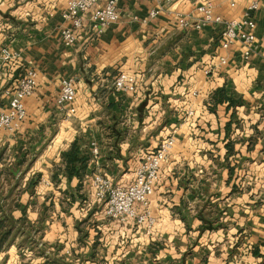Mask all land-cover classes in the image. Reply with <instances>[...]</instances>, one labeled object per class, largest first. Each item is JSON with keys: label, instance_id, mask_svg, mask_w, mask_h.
I'll use <instances>...</instances> for the list:
<instances>
[{"label": "crops", "instance_id": "1", "mask_svg": "<svg viewBox=\"0 0 264 264\" xmlns=\"http://www.w3.org/2000/svg\"><path fill=\"white\" fill-rule=\"evenodd\" d=\"M203 1L177 0L172 10ZM210 1L230 19L252 0ZM256 1V50L245 63L240 47L219 49L214 26L183 31L165 15L142 23L155 0H120L121 21L96 39L84 18L70 48L60 35L69 0H0V62L3 50L15 57L0 74V112L25 68L37 72L20 128L0 130V264H264V0ZM221 56L227 65L206 74ZM119 73L135 77V93L114 91ZM64 79L75 80L68 121L55 104ZM219 89L240 105H215ZM169 136L154 226L109 219L91 178L132 184ZM73 146L83 166L68 163Z\"/></svg>", "mask_w": 264, "mask_h": 264}, {"label": "built area", "instance_id": "2", "mask_svg": "<svg viewBox=\"0 0 264 264\" xmlns=\"http://www.w3.org/2000/svg\"><path fill=\"white\" fill-rule=\"evenodd\" d=\"M157 7L151 9L142 23L153 20L161 15L174 18L180 30L199 31L207 25L218 29L219 49L229 52L234 47H240L241 59L248 62L256 50L255 21L253 15L259 10V3L252 0L247 5L244 16L240 18L225 19L216 14L215 7L210 0L197 4L192 12L179 13L172 10L177 0H155ZM233 2V0H231ZM120 0H69L66 11L62 14L65 23L60 28V35L65 48L73 47L77 41V32L83 27V19L87 18L89 29L93 38L101 36L105 30L121 21L119 10ZM137 22L136 17H132ZM0 74L4 64L14 56L6 50L2 51ZM228 63L227 56L218 57L216 65L206 70V74ZM37 88V72L28 65L21 78L12 90H6L4 95L9 98L8 110L0 112V130L12 135L20 128L25 119L23 101L34 95ZM113 89L117 93H135L137 81L125 73H119L113 81ZM198 93L193 92V96ZM76 97L75 80L64 79L59 85V94L56 98V108L64 121L70 120L75 115L72 106ZM192 115V113H189ZM174 146V139L169 136L161 141L156 150L147 154L137 168L134 181L126 187L114 185L102 175H94L90 184L94 198L105 206V215L113 221L132 220L137 225H145L147 230L155 224L151 213V198L158 181L161 165L166 162ZM93 153L97 154L94 148Z\"/></svg>", "mask_w": 264, "mask_h": 264}, {"label": "trees", "instance_id": "3", "mask_svg": "<svg viewBox=\"0 0 264 264\" xmlns=\"http://www.w3.org/2000/svg\"><path fill=\"white\" fill-rule=\"evenodd\" d=\"M253 18H254V15H253ZM212 100L215 103V105H217V104L221 105L223 103H226L227 107L231 108L232 110H234L236 107H238L240 105V101L234 100L233 98L227 96L224 89L217 90L215 92ZM226 147H227L228 152H230L231 147L228 144L226 145ZM77 154H78V151H77L76 147L73 146L71 151H69L65 156L67 157L69 164H74L75 162H78L81 166H83L86 158L85 157L78 158ZM71 172H75V170H73ZM74 174H76V172Z\"/></svg>", "mask_w": 264, "mask_h": 264}, {"label": "rangeland", "instance_id": "4", "mask_svg": "<svg viewBox=\"0 0 264 264\" xmlns=\"http://www.w3.org/2000/svg\"><path fill=\"white\" fill-rule=\"evenodd\" d=\"M245 63H247V62H245ZM213 65H215V64H213ZM9 135V134H8ZM159 145V144H158Z\"/></svg>", "mask_w": 264, "mask_h": 264}]
</instances>
